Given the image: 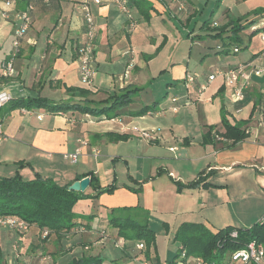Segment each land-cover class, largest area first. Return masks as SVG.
<instances>
[{"label": "crops", "instance_id": "0c3cea01", "mask_svg": "<svg viewBox=\"0 0 264 264\" xmlns=\"http://www.w3.org/2000/svg\"><path fill=\"white\" fill-rule=\"evenodd\" d=\"M79 1L45 3L31 0L35 6L33 24L16 60V74L2 78L0 72V90L7 89L13 95V100L0 109L6 136L0 152V176L20 174L23 179L31 180L39 173L63 186L92 173L100 187L118 186L112 193L80 200L76 209L83 214L84 208L90 205L97 212L104 207L137 205L164 212L168 203L186 195L177 192L175 181L188 183L201 173L204 182L186 191H198L202 197H207L205 193L214 189L219 205L230 206L232 210H223L222 213L227 214L221 215L220 219L208 216L200 223L218 230L228 225L247 228L260 220L264 216V127L259 124L264 115V75L251 77L241 102L233 101L222 77L209 82L208 76L217 69L230 70L249 62L264 67V25H261L264 12L255 14L264 9V0L257 3L256 0H238L235 7L226 10L223 19L210 22V27L216 31L211 35L218 34L215 38L220 43L216 47L200 46L198 58L204 60L201 65H205L202 78L194 80L192 90L186 89L184 96L178 97L167 91L162 99L155 94L160 85L157 81L166 78L167 84H173V81L186 80L187 66L174 62L172 55L169 58L164 55L158 61L160 52L155 37L163 34L159 31L170 27L165 15L171 14V18L184 16V20L186 15H192L197 9L192 1L127 0L129 14L122 11L117 0H105L100 6H92L97 25L96 71L92 85L83 83L79 74L76 46L84 38ZM244 3L247 6L240 8ZM27 4L28 0H13L10 4L0 0V64L12 50L17 12ZM4 11L9 12V18L2 16ZM142 16L162 21L156 23V28L150 21L144 27L150 42H146L139 30ZM131 19L136 21V28L130 31ZM237 28L244 45L233 44L231 48L228 44L235 43L230 39L236 36ZM253 32L256 33L251 37ZM242 50L247 54L245 58L239 57ZM73 88L83 89L88 95L81 96L80 92L72 91ZM126 88L134 89L132 102L120 107L115 117L95 116L79 110L52 112L33 103L30 107H14L16 102L26 103L39 98L53 103L83 99L102 101ZM209 91L211 95H207ZM205 95V103L213 104L216 98L220 99L221 119L211 125H207L206 118L201 120L200 114L197 116L186 110L188 105L200 104ZM173 97L177 101L173 102ZM144 108H147L146 113L131 115ZM222 115L231 124L244 123L243 127L250 129L248 137L235 145L231 140H224ZM137 126L139 130L152 131L155 135L150 139L143 138L133 132V127ZM211 127L214 129L212 137L204 138ZM253 133L255 139L250 137ZM115 135L126 138L117 140ZM176 147L178 151L183 149L186 175L164 177L161 174L172 173L169 167L174 169L175 163L165 164L166 157L161 151L167 148L172 152L171 149L176 150ZM228 147L233 149L226 150ZM77 150L80 152L76 160L67 157ZM142 159L151 160L149 176L141 173L139 160ZM131 161L135 170H131ZM156 168L161 176L152 175ZM205 183L212 185L205 186ZM85 193L96 194L92 178ZM82 201L87 204L82 206ZM241 202H246L243 207L249 213H255L253 218L257 219L253 220L256 221L238 216L237 206ZM41 233L35 225L24 233L2 228L0 246L7 239L18 238L16 245L24 248L26 264H42L46 257H40L45 245V236ZM85 248L89 246L86 244Z\"/></svg>", "mask_w": 264, "mask_h": 264}, {"label": "trees", "instance_id": "16d2710c", "mask_svg": "<svg viewBox=\"0 0 264 264\" xmlns=\"http://www.w3.org/2000/svg\"><path fill=\"white\" fill-rule=\"evenodd\" d=\"M30 1L28 0V3ZM140 8L143 10V7L140 6ZM262 12H264V9L255 12V14ZM238 31H240L238 28L235 29L236 36L233 39L231 38L230 41L239 45L242 40L238 36ZM255 33L253 32L251 37ZM219 34H221V31ZM73 90L80 92L79 95L81 96L86 97L88 95V92L83 89L73 88ZM133 91L134 89L126 88L102 101H86L83 99L53 103L39 98L35 101L28 100L26 103L16 102L14 107H30L31 103H33L35 106L47 108L52 112L79 110L95 116L115 117L118 112H115L117 107H123L132 102ZM146 112L147 108H144L140 111L131 112V115L137 116ZM222 124L225 129L223 135L226 139L232 141V145L248 137L247 127H243V123L231 124L222 115ZM208 136L212 137V127L204 135V138ZM113 137L117 140L126 138L125 135H115ZM86 176L92 178V185H94L96 190V194L93 196H89L85 192L70 190L69 186L71 183L63 186L58 185L39 173L31 180L23 179L20 174L9 177L0 176V215H16L27 221L30 226H37L41 232L46 231L47 236L44 237L45 239L55 236L61 242L63 237H68L73 233L84 231L90 227L89 224L85 223V219H90L94 215L80 214L75 211L78 201L96 198L103 193H112L118 188L116 184L100 187L97 184V178L92 173ZM82 177H77V180H81ZM203 182L204 176L201 173L197 179L191 182L182 183L177 181L178 191L183 188H194ZM204 185L209 186L212 184L205 183ZM149 220L150 212L140 205L114 207L108 213V223L111 228L116 230L115 234L111 235V232L107 230L101 231L100 234L106 240L112 236L117 243L121 239L128 241L130 244L123 247V251L126 253H128L127 248L128 250L133 248L131 245L143 242L145 250L139 252V254L142 253V257L139 256V259L146 260L151 264H163L159 262L157 250L154 255L151 253L152 247L155 245L156 233L150 227ZM163 225L169 228L168 221H164ZM234 230L238 232L237 237H232L231 235ZM175 239L181 242L182 248L171 260L166 261L164 264H178L183 250L187 252L188 257L199 258L206 264H226L231 252L245 247L250 241L255 240L264 245V216L247 228L228 225L224 228L213 230L204 223L183 222L175 232ZM103 263L104 258L100 254L93 255L88 251H84L81 256L73 259L69 264Z\"/></svg>", "mask_w": 264, "mask_h": 264}, {"label": "rangeland", "instance_id": "374dc122", "mask_svg": "<svg viewBox=\"0 0 264 264\" xmlns=\"http://www.w3.org/2000/svg\"><path fill=\"white\" fill-rule=\"evenodd\" d=\"M190 1H192V3L196 6V11L189 17L186 15L185 20L184 16L171 18V14L165 15V19L168 21V25L170 27L167 30L159 31L163 34L157 38L155 37V45L158 47L160 52L158 61H161L164 55L168 56V58L172 55L174 62L177 61V63L186 64V75L190 74L192 76H197V79L199 80L200 77L202 78V75L205 72V65H201V62H204V60H200L198 58L199 52L201 51L200 46L202 48L208 45L216 47V44L220 43L219 39L211 35V33H215L216 31L210 27V22L214 20L220 21L223 19V15L225 14L226 10L235 7L238 0ZM258 1L261 0H256L255 3ZM244 5L247 6V3H244L243 6H240V8H244ZM141 20L142 21L139 26V30H141L142 37L144 39L146 38V42H150V37L147 36L148 34L145 32L144 27L147 25L148 21H150V24L156 28V23L160 24L162 21L160 18H157L154 21L150 17L149 19L143 17ZM261 25H264V23ZM233 44L236 45L237 43L231 42V44L229 43L228 45H230L232 48ZM239 45L244 44L239 43ZM246 55L247 54H245L244 50H242L241 54H239V57L245 58ZM0 72H2L1 64ZM195 82L196 81L187 83L186 80H178L175 82L173 81V84H167L166 78H162L161 80L157 81V83L160 85L156 89L155 94L158 95L159 99H162L167 91L173 95L182 97L186 94V89L192 90ZM210 93L211 91L207 92V95H211ZM207 95L201 97L200 104L198 103L196 106L194 105L191 107L188 105L186 106V110H188V112H194L193 114L197 116L200 114V119L203 120L206 118L207 125H211L212 123L218 122L221 119L219 108L220 99L216 98L213 104L205 103L204 99L207 98ZM119 110L120 107H117L116 111H114L117 112ZM133 128L139 127L137 126ZM146 131L149 132L151 136L155 135L152 131ZM133 132L137 133L134 129ZM215 135H217V132H215ZM250 137L255 139V133L250 135ZM223 139L226 140V137L223 136ZM174 144L179 146L176 142H174ZM176 148V150L175 148H172V152L167 150V148L164 151H161V153L166 157L164 161L165 164H170V161L175 163L174 169L169 167L172 173L166 172L161 174L164 177L171 176L172 178H179V174L186 175V161H182L185 157L184 154H182L183 149L178 151V147ZM231 149H233V147H228L226 150ZM130 167L131 170H135L136 166L133 161H131ZM139 168L141 173L149 176L151 173L150 171H152L151 160H139ZM152 173L153 176H157L159 175L160 170L157 172L156 168ZM175 183L177 192L181 194L185 192L186 195L180 200H174L173 203H168L165 206L164 212L148 210L150 212V227H152L156 233L155 245L152 247L151 253L154 255L155 251L157 250V254L159 255L160 259L159 262L163 264L166 261L171 260L173 256L182 248L181 242L175 239V232L183 222H200L204 221L208 216H211L215 219H220L219 217H221V215L227 214V212H231L232 210L230 206L227 208V206L221 207L219 205L218 197L214 189L205 193L207 194V197H202L199 194L200 192H189L186 191L187 188H183L181 191H178L177 181H175ZM79 202L80 201H78L75 206V211L77 212L78 209H76V207L78 206ZM245 203L246 202H241L237 206L238 216H241L248 221H256L253 220L257 219L253 218L255 213L251 214L247 211V208L243 207ZM86 204L87 202L85 203L82 201L81 205L84 206ZM110 209L111 208L104 207L101 208V211L97 212V210L92 208V205H90L83 210L86 214L94 215L90 219H85V223L89 224L90 226L89 228L84 231L73 233L68 237H63L61 242H59L55 236L46 239L43 238L45 245L42 247V250L44 252L41 253L40 257H42V259L45 257L46 258L42 264H69L73 259L81 256L84 251H88L93 255L100 254L104 258L103 264H136L135 258H139V256L142 257V253L139 254L140 251L136 250L137 244L131 245L133 248L130 250L127 248L128 253H126L123 251V247H126L130 244L128 241H123L121 239L119 240V243H117L112 236L106 240L100 234V232L103 230L111 232V235H114L116 232V230L111 228L108 223V213L110 212ZM225 209L228 211L226 213H222ZM164 221L169 222V228H166L163 225ZM45 232L46 231L41 233L42 237L47 236L45 235ZM10 240L11 239H7L6 242L0 246L1 264H26L25 258L23 256L25 255L24 248L16 245L18 238L15 240ZM86 244L89 246L87 249L85 248ZM60 245L63 247V249L60 248Z\"/></svg>", "mask_w": 264, "mask_h": 264}, {"label": "built area", "instance_id": "2783aa9c", "mask_svg": "<svg viewBox=\"0 0 264 264\" xmlns=\"http://www.w3.org/2000/svg\"><path fill=\"white\" fill-rule=\"evenodd\" d=\"M13 0H6L7 4H10ZM45 3L51 0H41ZM105 0H80V8L83 13L84 21V38L76 46L77 61L79 64V74L81 81L87 85H92L94 80V74L96 71V35L97 25L95 16L92 11V6H100ZM119 7L122 11L130 13L127 0H117ZM35 6L30 1L24 9H20L17 12V22L13 31L12 50L8 57L1 63V76L3 78H11L16 74V60L18 59L23 46V41L28 31L33 24V12ZM4 18H9V12H2ZM131 18V15H130ZM136 27V21L131 19L129 24L130 31ZM264 38V37H263ZM238 48L235 49L237 51ZM264 75V67L252 65V63H243L237 65L230 70L217 69L208 76V81L211 82L218 77L224 79L225 84L231 91V96L234 102H241L245 99L246 90L251 84L252 76ZM186 82H192L196 80V76L190 74L186 75ZM205 89V87H202ZM202 92V91H201ZM13 100V95L7 89L0 90V109L10 103ZM172 101H177L176 97L172 98ZM259 124L264 127V115L259 120ZM143 138L150 139L152 136L146 130H139L134 128ZM246 132L249 133L250 129L247 128ZM6 136L3 129L2 120L0 119V152L1 146L5 141ZM85 145L86 142H83ZM80 150L76 153L70 154L67 157L72 160H76ZM96 155H99V151H95ZM2 228H8L19 232H27L30 225L27 221L16 215H0V230ZM47 232H45V235ZM238 232L234 230L231 235L237 237ZM137 250L144 251L145 244L140 242L137 244ZM136 264H151L146 260L135 258ZM138 262V263H137ZM264 264V245L255 240L250 241L245 247L236 249L229 254V259L226 264ZM178 264H206L199 258H188L187 252L182 251L178 260Z\"/></svg>", "mask_w": 264, "mask_h": 264}, {"label": "water", "instance_id": "95a60500", "mask_svg": "<svg viewBox=\"0 0 264 264\" xmlns=\"http://www.w3.org/2000/svg\"><path fill=\"white\" fill-rule=\"evenodd\" d=\"M91 178L84 177L81 180L74 181L70 186L69 189L77 192H85L87 188L90 186Z\"/></svg>", "mask_w": 264, "mask_h": 264}]
</instances>
